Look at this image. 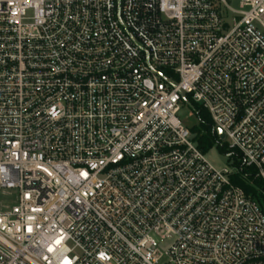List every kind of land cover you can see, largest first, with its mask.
Listing matches in <instances>:
<instances>
[{
  "label": "built area",
  "instance_id": "2783aa9c",
  "mask_svg": "<svg viewBox=\"0 0 264 264\" xmlns=\"http://www.w3.org/2000/svg\"><path fill=\"white\" fill-rule=\"evenodd\" d=\"M179 103L264 180V0H0V264H264Z\"/></svg>",
  "mask_w": 264,
  "mask_h": 264
},
{
  "label": "trees",
  "instance_id": "16d2710c",
  "mask_svg": "<svg viewBox=\"0 0 264 264\" xmlns=\"http://www.w3.org/2000/svg\"><path fill=\"white\" fill-rule=\"evenodd\" d=\"M195 113L198 123L190 126L189 131L196 146L203 153L215 145L224 154L229 152L230 157L233 158V165L236 167V171L230 175L231 182L242 188L247 195L255 199L261 207H264V180L255 175L254 167L246 166L243 163L237 150L228 149L226 144L217 138L216 134L211 130V118L207 110L196 106Z\"/></svg>",
  "mask_w": 264,
  "mask_h": 264
},
{
  "label": "rangeland",
  "instance_id": "374dc122",
  "mask_svg": "<svg viewBox=\"0 0 264 264\" xmlns=\"http://www.w3.org/2000/svg\"><path fill=\"white\" fill-rule=\"evenodd\" d=\"M177 114L182 120L183 124L188 127L196 125L198 123V118L195 111H193V109H191V107H189L187 104L179 103V110ZM221 141L222 143H225V140ZM204 156L208 163H210L213 167L217 169L226 168L232 172L236 171V167L233 165V158L228 157L226 154L221 152L216 145L209 149L207 152H205ZM7 192V190H4V192H0V203L11 204L12 197ZM169 244L170 242L168 240H165L163 245H161L160 247L162 250H166Z\"/></svg>",
  "mask_w": 264,
  "mask_h": 264
},
{
  "label": "water",
  "instance_id": "95a60500",
  "mask_svg": "<svg viewBox=\"0 0 264 264\" xmlns=\"http://www.w3.org/2000/svg\"><path fill=\"white\" fill-rule=\"evenodd\" d=\"M217 136H218L219 139H223L224 138V134L219 129L217 130Z\"/></svg>",
  "mask_w": 264,
  "mask_h": 264
}]
</instances>
